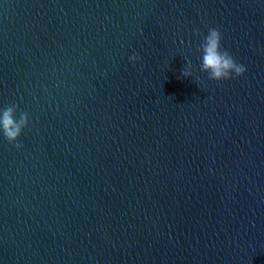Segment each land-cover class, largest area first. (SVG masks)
Masks as SVG:
<instances>
[{
	"label": "water",
	"instance_id": "1",
	"mask_svg": "<svg viewBox=\"0 0 264 264\" xmlns=\"http://www.w3.org/2000/svg\"><path fill=\"white\" fill-rule=\"evenodd\" d=\"M209 28L243 76L200 71ZM13 104L0 264H264V0H0Z\"/></svg>",
	"mask_w": 264,
	"mask_h": 264
},
{
	"label": "clouds",
	"instance_id": "2",
	"mask_svg": "<svg viewBox=\"0 0 264 264\" xmlns=\"http://www.w3.org/2000/svg\"><path fill=\"white\" fill-rule=\"evenodd\" d=\"M196 35H199L197 31ZM222 35L219 29L209 28L208 33L203 38V42L199 46L202 53L200 71L208 73V79L213 81L228 80L243 76L246 72V67L238 63L232 54L222 48ZM139 59L137 54L129 57L133 63ZM182 77H191L192 64L187 61L182 73ZM17 106L7 105L0 109V133L10 143L15 144V147H23L18 141L24 128L28 126L29 115L27 112H20L19 117L16 116Z\"/></svg>",
	"mask_w": 264,
	"mask_h": 264
}]
</instances>
